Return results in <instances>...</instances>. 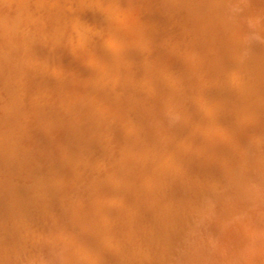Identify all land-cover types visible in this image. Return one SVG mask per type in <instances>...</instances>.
Listing matches in <instances>:
<instances>
[{
    "label": "rangeland",
    "instance_id": "rangeland-1",
    "mask_svg": "<svg viewBox=\"0 0 264 264\" xmlns=\"http://www.w3.org/2000/svg\"><path fill=\"white\" fill-rule=\"evenodd\" d=\"M13 1L12 8L1 12L6 23H11L9 27H19L20 34L15 37L18 47L0 45V264H194L198 259L195 264H264V81H260L264 80L261 78L264 76V0H171V3L167 0L168 5L165 0H140L141 3L139 0ZM38 1H44L41 2L44 7L41 8ZM30 3L38 4L37 10ZM18 4L30 14L28 20L16 18ZM129 15L134 16V21L131 19L134 25ZM53 28L58 34H54ZM218 38L223 39L220 43L225 42L222 46L214 42ZM226 38L234 41H226ZM234 45L241 48L237 47L236 51ZM227 52L231 63L226 60L230 57ZM250 55L259 58L257 62L255 59L256 63L251 61L253 58L247 60L246 56ZM3 56L8 58L5 60ZM124 58L128 60L122 61ZM4 61L6 63H1ZM7 61H12L13 66ZM169 62H174L173 66ZM226 62L230 63L229 67ZM232 62H236L235 65ZM218 67L220 72H217ZM172 68H176L177 73ZM168 69L173 72L169 73ZM184 69L189 71L186 73ZM138 70L144 71L138 73ZM233 70L236 75L231 73ZM101 71L102 76L98 74ZM93 72H98V76L91 75ZM224 72L229 74L225 76ZM165 73L169 76L165 77ZM173 73L178 77L170 75ZM195 73L207 77L203 79ZM208 76L217 77L211 79L214 84ZM227 76L233 78L226 80ZM143 77L156 86L161 81L160 89L157 87L160 91L153 84L157 91H153L151 85L150 92L142 88L148 83L146 80L142 83ZM170 77H175L174 81L178 79L172 86L179 84L178 89H167L166 86L172 85V80L168 83ZM140 83L142 86L137 85ZM185 85L195 101L192 102L194 99ZM130 86L135 90L142 88L143 92L138 90L140 95L133 89L132 93ZM134 92L139 93L140 98ZM130 93L134 97L130 98ZM167 94L173 95L169 98ZM185 94L190 97L185 98ZM144 97L154 104L146 106ZM182 97L188 99L187 103L179 101ZM217 97L223 98L218 100ZM106 100L109 101L105 103ZM212 100L219 104H210ZM131 104L129 111L127 107ZM170 104L180 106V113L175 115L178 109L174 106L171 109ZM168 105L171 111L166 108ZM239 105L244 106L243 110ZM164 107L167 114L161 112ZM253 107L256 108L251 110ZM141 113L147 120L144 116L138 117ZM169 113L174 114L173 117ZM126 114L131 120L135 119L130 121ZM136 118L139 122L143 120L144 125L147 123L148 128L139 123L142 130L139 132ZM131 129L135 137L132 132L128 135ZM176 161H179L177 165ZM157 172L165 178L160 179L162 176ZM154 181L161 185H154ZM24 206L29 210L24 211Z\"/></svg>",
    "mask_w": 264,
    "mask_h": 264
},
{
    "label": "bare ground",
    "instance_id": "bare-ground-1",
    "mask_svg": "<svg viewBox=\"0 0 264 264\" xmlns=\"http://www.w3.org/2000/svg\"><path fill=\"white\" fill-rule=\"evenodd\" d=\"M35 1H36V0H34V3H35ZM51 1H52V0H51ZM57 1H61V0H57ZM62 1H63V0H62ZM62 1H61V2H58V3H62ZM68 1H69V0H68ZM114 1H115V0H114ZM139 1H140V0H139ZM156 1H157V0H156ZM165 1H166V2H165ZM165 1H164V2L167 4V3H168L167 0H165ZM168 1L171 3V0H168ZM249 1H250V0H249ZM13 2H14L13 0H0V45H3V46L8 45V44H9L8 46H11V44H13V45L16 47V46H17V45H16L17 43H16V38H15V37H16L18 34H20V32H19V27L16 28V25L13 26V27H9L10 25H8V24H11V23H6V21H5L6 18L4 19V18L2 17V15H1V12L4 11L3 9L7 10L6 8H12V7L14 6L13 4H14L15 2H14V3H13ZM30 2H31V0H30ZM38 2L40 3V6L42 5L41 2L44 3V1H41V2L38 1ZM55 2H56V0H55ZM69 2H70V1H69ZM127 2H128V1H127ZM136 2H137V1H136ZM136 2H134V3H136ZM143 2H144V1H143ZM161 2H162V1H161ZM18 3H19V2H18ZM22 3H24V1H23ZM25 3H26V1H25ZM31 3H32V2H31ZM31 3H30V4H31ZM52 3H53V2H52ZM140 3H141V1H140ZM140 3H139V4L137 3V5L139 6ZM16 4H17V3H16ZM26 4H27V3H26ZM26 4H24V5H26ZM47 4H48V3H47ZM53 4H54V3H53ZM66 4H67V2H66L65 4H63V5H66ZM158 4H159V3H158ZM168 4H169V3H168ZM168 4H167V5H168ZM258 4H259V2H258ZM31 5L34 6V7H35V6H36V7L38 6V4H37V5H35V4H31ZM31 5H30V6H31ZM45 5H46V3H45ZM71 5H72V4H71ZM73 5H74V4H73ZM160 5H162V7H163V4H159V6H160ZM243 5H244V4H243ZM243 5H242V6H243ZM16 6H17V5H16ZM130 6H131V3H130ZM133 6H134V5H133ZM133 6H132V7H133ZM36 7H35V8H36ZM42 7H44V6H41V8H42ZM127 7H128V6H127ZM153 7H154V6H153ZM165 7H166V5H165ZM169 7H170V5H169ZM14 8H15V7H14ZM28 8H30V7H28ZM32 8H33V7H32ZM32 8H31V9H32ZM124 8H126V7H124ZM129 8H130V7H129ZM135 8H137V7L135 6ZM171 8H172V7H171ZM39 9H40V8L38 7V11H40ZM127 9H128V8H127ZM130 9H131V8H130ZM133 9H134V7H133ZM139 9H140V8H138V11H137V12H139V16H141V15H140L141 12L139 11ZM166 9H168V7L165 8V10H166ZM227 9H228V8H227ZM36 10H37V8H36ZM41 10H42V9H41ZM43 10H44V9H43ZM135 10H136V9H135ZM135 10H134V11H135ZM140 10H141V9H140ZM13 11H15V9H14ZM28 11H29V9H28ZM30 11L32 12V10H30ZM59 11H60V10H59ZM124 11H126V10L122 9V12H124ZM34 12H35V11H34ZM94 12H95V11H94ZM251 12H252V11H251ZM5 13H6V12H5ZM10 13H11V12H10ZM35 13H36V12H35ZM39 13H41V12H38V14H39ZM49 13H50V12H49ZM49 13H48V14H49ZM131 13H132V12H131ZM133 13H135L134 15H136V12H133ZM11 14H12V13H11ZM14 14H15L16 18H18V19H20V20H21V19H24L25 17H26L25 19L28 20V19H27V16H28V18H29V15H30L29 13L26 12V10L23 8V6H21V5H19V4H18L17 9H16V11H15ZM23 14H24L25 16H24ZM57 14H58V13H57ZM123 14H124V13H121V16L124 17ZM127 14H128V13H127ZM127 14L125 13V15H127ZM32 15H34V14H32ZM39 15H40V14H39ZM42 15H43V14H42ZM142 15H143V14H142ZM151 15H152V14H151ZM227 15H228V14H227ZM9 16H10V15H9ZM129 16H130V15H129ZM137 16H138V15H137ZM137 16H136V17H137ZM231 16H232V15H231ZM12 17H13V16H12ZM37 17H38V16H37ZM44 17H45V16H44ZM123 17H122V18H123ZM130 17H131V16H130ZM136 17H135V18H136ZM2 18L4 19V23H3ZM132 18H133V19H132ZM165 18H166V17H165ZM220 18H221V17H220ZM42 19H43V18H42ZM47 19H48V18H47ZM123 19L126 20L125 17H124ZM131 19L134 21V16L130 18V21H131ZM137 19H138V18H137ZM112 20H113V18H112ZM8 21H9V20H7V22H8ZM34 21H35V20H34ZM51 21H52V20H51ZM133 21H131V22H132V24L134 25V22H133ZM10 22H12V21H10ZM14 22H15V21H14ZM14 22H13V23H14ZM16 22H17V21H16ZM19 22H20V21H19ZM22 22H23V21H22ZM28 22H29V21H28ZM31 22H32V21H31ZM36 22H37V21H36ZM36 22H35V23H32V24L34 25V24H36ZM144 22H145V21H144ZM17 23H18V22H17ZM29 23H30V22H29ZM44 23L47 24V22H44ZM125 23H126V21H125ZM39 24H40V23H39ZM39 24H38V25H39ZM114 24H116V23H114ZM114 24L112 23V25H114ZM119 24L121 25V24H123V22L120 23V21H119ZM130 24H131V23H130ZM17 25H18V24H17ZM25 25H26V24H25ZM42 25H43V24H42ZM126 25H127V24H126ZM22 26H23V25H22ZM22 26H21V27H22ZM131 26H132V25H131ZM137 26H138V25H137ZM140 26H141V25H140ZM21 27H20V28H21ZM36 27H37V26H36ZM44 27H45V26H44ZM118 27H119V26H118ZM120 27H121V26H120ZM135 27H136V26H135ZM25 28H27V27L25 26ZM42 28H43V26H42ZM112 28H113V27H112ZM115 28H116V27H115ZM137 28H138V27H137ZM144 28H145V27H144ZM146 28H147V27H146ZM44 29H45V28H44ZM46 29H47V28H46ZM46 29H45V30H46ZM119 29H120V28H119ZM119 29H118V30H119ZM140 29H141V27H140ZM31 30H33V29L31 28ZM31 30H29V32H30ZM34 30H35V28H34ZM36 30H37V29H36ZM36 30H35V31H36ZM38 30H39V29H38ZM53 30H55V29L53 28ZM111 30H112V29H111ZM143 30L146 31L145 29H143ZM143 30H142V31H143ZM225 30H226V29H225ZM42 31H43V29H42ZM50 31H51V30H50ZM210 31H211V30H210ZM55 32H56V30H55ZM55 32H54V34H58L57 32H56V33H55ZM113 32H114V30H113ZM122 32H123V31H122ZM25 33H26V31H25ZM27 33H28V31H27ZM31 33H32V32H31ZM43 33H44V31H43ZM117 33H119V32H117ZM215 33H216V32H215ZM215 33H214V35H215ZM119 34L121 35V32H120ZM119 34H118V35H119ZM136 34H137V33H136ZM111 35H112V34H111ZM114 35H115V34H114ZM139 35H140V34H139ZM211 35H213V34H211ZM214 35H213V36H214ZM31 36H32V35H31ZM112 36H113V35H112ZM213 36H211L212 39L215 38V37L213 38ZM49 37H50V36H49ZM56 37H57V36H56ZM120 37H121V36H120ZM128 37H129V36H128ZM232 37H234V36H232ZM21 38H22V37H21ZM23 38H24V36H23ZM29 38H30V37H29ZM50 38H51V37H50ZM57 38H58V37H57ZM107 38H109V37L107 36ZM122 38H123V37H122ZM131 38H133V37L131 36ZM220 38H221V37H220ZM222 38H223V37H222ZM224 38H225V37H224ZM228 38H230V37H228ZM255 38H256L255 36L252 37V38H251V39H253L252 41H254ZM123 39H124V38H123ZM129 39H130V37H129ZM129 39H128V40H129ZM133 39H134V38H133ZM137 39H139V38H137ZM140 39H143V38H140ZM148 39H149V38H148ZM206 39H207V38H206ZM235 39H236V37H235ZM249 39H250V37H249ZM25 40H27V39H25ZM25 40H24V41H25ZM53 40H54V41H53ZM107 40H108V39H107ZM110 40H111V39H110ZM126 40H127V39H126ZM218 40H220V39L218 38V39L214 40V42H215V43H220L221 40L223 41V39H221L219 42H216V41H218ZM224 40H225V39H224ZM228 40H229V39L226 38V41H228ZM232 40H233V38L230 39L229 41H230V42H233L234 40H233V41H232ZM27 41H28V40H27ZM52 41L55 42V38H53ZM121 41H122V40H121ZM121 41H120V42H121ZM247 41H248V38H247ZM249 41H250V40H249ZM110 42H112V41H110ZM110 42H109V43H110ZM241 42H242V41H241ZM20 43H21V41H20ZM23 43H24V42H22V44H23ZM26 43H27V42H26ZM121 43H122V42H121ZM224 43H225V42H222V43H220V45L222 46V44H224ZM237 43H238V41L235 42V44H237ZM250 43H253V42H250ZM116 44H117V43H116ZM228 44L231 45L230 43H228ZM228 44H227V45H228ZM244 44H245V43H244ZM247 44H248V42H247ZM120 45H121V44H120ZM215 45H216V44H215ZM220 45H219V46H220ZM237 45H238V44H237ZM256 45H257V44H256ZM256 45H253V46H256ZM18 46H19V45H18ZM18 46H17V47H18ZM121 46H123V45H121ZM128 46H129V45H128ZM128 46H127V47H128ZM219 46H218V48H219ZM224 46H226V45H224ZM224 46H223V48H224ZM232 46H233V45H232ZM234 46H236V45H234ZM242 46H243V45H242ZM245 46H246V44H245ZM248 46H251V45H248ZM248 46H247V47H248ZM253 46H251V48H252ZM0 47H1V46H0ZM25 47H26V45H25ZM40 47H41V46H40ZM53 47H55V46H53ZM212 47L214 48L213 45H212ZM215 47L217 48V45H216ZM237 47H239L238 49L241 48V46H236V48H235L236 51H237ZM256 47H257V46H256ZM256 47H255V48H256ZM259 47H260V46H259ZM6 48H7V47H4V49H6ZM20 48H21V47H20ZM55 48H56V47H55ZM209 48H211V46H210ZM220 48H222V47H220ZM227 48H228V47H227ZM243 48H244V46H243ZM2 49H3V48H2ZM15 49H17V48H15ZM18 49H19V48H18ZM119 49H120V47H119ZM122 49H123V48H122ZM124 49H125V48H124ZM211 49H212V48H211ZM230 49H231V47H230ZM230 49H227V50H226V48H225L224 50H225V51H229ZM247 49L249 50V48H247ZM8 50H9V48H8ZM20 50H21V49H20ZM25 50H26V49H25ZM117 50H118V49H117ZM120 50H121V49H120ZM218 50H221V49H218ZM233 50H234V49H232V51H233ZM245 50H246V48H245ZM261 50H262V49H260V51H261ZM211 51H213V49H212ZM211 51H210V54H211ZM230 51H231V50H230ZM232 51H231V52H232ZM262 51H263V50H262ZM2 52H3V51H2ZM14 52H15V50H14ZM14 52H12V53H14ZM112 52L114 53V51H112ZM117 52H119V51H117ZM233 52H234V51H233ZM250 52H252V51H250ZM258 52H259V51H258ZM263 52H264V51H263ZM263 52H260V53L263 55ZM19 53H20V52H19ZM120 53H121V51H120ZM208 53H209V52H208ZM227 53H229V52H227ZM227 53H226V54L221 53V54L225 56V55H228ZM16 54H17V50H16ZM114 54H115V53H114ZM121 54H122V53H121ZM206 54H207V53H206ZM14 55H15V53H14ZM112 55H113V54H112ZM131 55H132V54H131ZM207 55H209V54H207ZM214 55H215V54H214ZM232 55H233L232 58H235V57H234V54H232ZM238 55H241V54H238ZM246 55H248V54L246 53ZM251 55H252V53H251ZM251 55L249 56L250 58H249L248 56H246V58H248V59H247L248 61H249L250 59L253 58V56L251 57ZM257 55H259V54H257ZM6 56H7V55H6ZM6 56H3V58L5 59ZM74 56H75V55H74ZM93 56H94V55H93ZM107 56H108V55H107ZM121 56H122V55H121ZM134 56H135V55H134ZM217 56H218V55H217ZM217 56L215 55L216 58H218ZM229 56H230V53H229ZM235 56L237 57V55H235ZM9 57H10V56H9ZM113 57H114V56H113ZM127 57H128V56H127ZM165 57H166V56H165ZM202 57H203V55H202ZM205 57H206V56H205ZM215 57H213V58H215ZM242 57H243V56H242ZM244 57H245V54H244ZM7 58H8V57H7ZM7 58H6V59H7ZM107 58H108V57H107ZM111 58H112V57H111ZM117 58H118V57H117ZM121 58H122V57H121ZM130 58H131V57H130ZM166 58H167V57H166ZM169 58H170V57H169ZM196 58H197V57H196ZM220 58H221V57L219 56V59H217V60L220 61ZM223 58H224V57L222 56V59H223ZM230 58H231V56L229 57V59H226V58H225V59H226L227 61L230 62V60H231ZM237 58H238V57H237ZM1 59H2V58H1ZM4 59H2V61H3ZM6 59H5V60H6ZM105 59H106V58H105ZM170 59H171V58H170ZM194 59H195V58H194ZM238 59H239V58H238ZM240 59H241V56H240ZM255 59H256V58H255V56H254V58H253L251 61L254 60L253 62L256 63L257 60H258L259 58L256 59V62H255ZM262 59H264V55L262 56ZM262 59H261V61H263ZM103 60H104V59H103ZM110 60H111V59H110ZM117 60H118V59H117ZM123 60H124V61H125V60L127 61L128 59L124 58V59H122V61H123ZM131 60H132V58H131ZM160 60H161V61H160ZM160 60H159V61L162 62V58H161ZM226 60H225V61H226ZM242 60H243V59H242ZM242 60H240V63H241ZM0 61H1V60H0ZM105 61H107V60H105ZM108 61H109V59H108ZM129 61H130V60H129ZM129 61H128V62H129ZM170 61H172V59H171ZM183 61H184V60H183ZM185 61H187V59H186ZM194 61H195V60H193V62H194ZM201 61H202V60H201ZM225 61H223V63H224ZM231 61H232V60H231ZM235 61H236V59H235ZM259 61H260V60H259ZM7 62H10V61H7ZM11 62H12V61H11ZM11 62H10V64H9V66L12 65ZM144 62H145V61H144ZM144 62H143V63H144ZM198 62H200V59H199ZM238 62H239V61H238ZM243 62H244V64L247 63L246 60H245V61L243 60ZM245 62H246V63H245ZM263 62H264V61H263ZM1 63H6V62L4 61V62H1ZM12 63H13V62H12ZM147 63H148V62H147ZM167 63H168V62H165L166 65H167ZM169 63H170V62H169ZM172 63H174V62H171V63H170V64L173 66ZM182 63H183V62H182ZM182 63H181V64H182ZM185 63H186V62H185ZM185 63H184V64H185ZM188 63H190V62H188ZM194 63H195V62H194ZM196 63H197V60H196ZM204 63H205V62L203 61V64H204ZM230 63H231V62H230ZM230 63H229V64H230ZM233 63H234V62H232V64H233ZM235 63H236V62H235ZM235 63H234V65H235ZM254 63H253V65H254ZM258 63H259V62H258ZM151 64H153V63H151ZM181 64H180V67L182 68V65H183V64H182V65H181ZM186 64H187V63H186ZM186 64H185V65H186ZM190 64H192V63H190ZM200 64H202V63H200ZM226 64H228V63L226 62ZM229 64H228V67H229ZM5 65L7 66V64H5ZM91 65H92V64H91ZM171 65H168V67H170ZM236 65H237V64H236ZM246 65H247V64H246ZM255 65H257V64H255ZM260 65H261V64H260ZM0 66H1V65H0ZM2 66H3V65H2ZM12 66H13V65H12ZM73 66H74V65H73ZM109 66H110V65H109ZM174 66H175V65H174ZM183 66H184V65H183ZM204 66H205V65H204ZM206 66H207V65H206ZM206 66H205V67H206ZM214 66H216V65H214ZM230 66H231V65H230ZM247 66L249 67V65H247ZM263 66H264V65H263ZM110 67H111V66H110ZM112 67H113V64H112ZM112 67H111V70L113 69ZM177 67H178V66H177ZM177 67H176V68H177ZM194 67H195V66H194ZM197 67H198V64H197ZM200 67H201V66H200ZM207 67H208V66H207ZM211 67H212V66H211ZM232 67H233V65H232ZM236 67H237V66H236ZM236 67H235V69H236ZM238 67H239V66H238ZM238 67H237V69H238ZM244 67H245V65H244ZM259 67H261V66H259ZM1 68H2V67H1ZM5 68H6V67H5ZM170 68H171V67H170ZM170 68H169V69H170ZM176 68H175V70L177 71ZM178 68H179V67H178ZM181 68H180V69H181ZM213 68H214V67H213ZM215 68H216V67H215ZM218 68H220V67H218ZM218 68H217V69H218ZM230 68H231V67H230ZM230 68H229V69H230ZM239 68H240V67H239ZM246 68H247V67H246ZM249 68H250V67H249ZM255 68H256V67H255ZM92 69H93V68H92ZM115 69H116V68H115ZM138 69H139V68H138ZM140 69H141V68H140ZM142 69H143V68H142ZM151 69H153V68H151ZM169 69H168V70H169ZM209 69H210V67H209ZM211 69H212V68H211ZM222 69H224V68H222ZM225 69H226V68H225ZM229 69H228V70H229ZM232 69H233V68H232ZM242 69H243V68H242ZM261 69H262V68H261ZM100 70H101V68H100ZM133 70H134V68H133ZM147 70H148V68H147ZM168 70H167V71H168ZM172 70H174V68H172ZM172 70H169V73H170V72H173ZM175 70H174V71H175ZM184 70L186 71V73H187V71H189L188 69H187V70L184 69ZM193 70H195V69H193ZM252 70H253V69H252ZM252 70H251V71H252ZM259 70H260V68H259V69L257 68V71H259ZM102 71H103V69H102ZM102 71H101V73H98V72H97V73H98L100 76H102V75H103V74H102ZM130 71H131V70H130ZM142 71H144V70H142ZM142 71H139V70H138V73H139V72H142ZM176 71H175V72H176ZM178 71H179V70H178ZM180 71H181L182 73L184 72V71H182V69H181ZM180 71H179V72H180ZM203 71H205V70L203 69ZM203 71H202V72H203ZM208 71H209V70H208ZM220 71H221V68H220L219 71H217V72H220ZM226 71H227V70H226ZM231 71H232V70H231ZM234 71H236V70H233V72H231V73H234ZM246 71H248V70L246 69ZM0 72L2 73V70H1ZM107 72H108V70H107ZM125 72L130 73L129 71H125ZM125 72H124V74H126ZM131 72H132V71H131ZM149 72H150V71H149ZM179 72H178V74H179ZM196 72H198V71H196ZM205 72H207V71H205ZM217 72H216V73H217ZM241 72H245V71H241ZM3 73H4V72H3ZM88 73H89V72H88ZM90 73H91V71H90ZM97 73H94V72H93L91 75H95L94 77H96V76H98ZM103 73L105 74V72H103ZM114 73H115V71H114ZM114 73H113V74H114ZM121 73H122V72H121ZM128 73H127V74H128ZM176 73H177V72H176ZM182 73H180V74H182ZM209 73H210V72H209ZM209 73H208V74H209ZM211 73H212V72H211ZM213 73H214V75H215V70H214ZM54 74H55V73H54ZM111 74H112V73H111ZM116 74H117V72H116ZM127 74H126V76H128ZM132 74L134 75V73H132ZM135 74H136V73H135ZM144 74H145V73H144ZM173 74H174V75H172V74H170V75H171V76H175V77L177 76V75H175V73H173ZM184 74H185V73H184ZM188 74H189V72H188ZM195 74H198V73H195ZM199 74H200V73H199ZM199 74H198V75H199ZM224 74H225V72H224ZM228 74H229V73H228ZM228 74L226 73L225 76L228 75ZM234 74H235V73H234ZM238 74H241V73L238 72ZM242 74H245V73H242ZM242 74H241V75H242ZM248 74H250V73H248ZM263 74H264V71H263ZM89 75H90V74H89ZM121 75H122V74H121ZM129 75H130V74H129ZM139 75H140V74H138L137 76H139ZM148 75H149V74H148ZM151 75H152V74H151V72H150V75H149V76H151ZM165 75H166V76H169V74H167V73H165L164 76H165ZM190 75H191V77H190V79H191V78H192V74L190 73ZM190 75H189V76H190ZM200 75H201V74H200ZM203 75H204V74H203ZM205 75H206V74H205ZM205 75H204V76L201 75V76H199V77H200V78L203 77V79H204ZM212 75H213V74H212ZM230 75H232V74H230ZM235 75H236V74H235ZM253 75H254V74H253ZM255 75H256V74H255ZM255 75H254V76H255ZM0 76H1V75H0ZM104 76H106V74H105ZM108 76H110V74H109ZM113 76H114V75H113ZM122 76H124V75H122ZM122 76H121V77H122ZM134 76H136V75H134ZM142 76H143V73H142ZM153 76H154V75H153ZM153 76H152V77H153ZM166 76H165V77H166ZM179 76H180V75H179ZM181 76L186 77L185 75H181ZM218 76H219V75H218ZM223 76H224V75H223ZM254 76H251V77H254ZM111 77H112V76H111ZM114 77H115V76H114ZM119 77H120V76H119ZM130 77H131V76H130ZM152 77H150V78H152ZM154 77H156V75H155ZM175 77H172V78H175ZM177 77H178V76H177ZM184 77H183V79H184ZM195 77H196V76H195ZM195 77H194V78H195ZM206 77H207V76H206ZM206 77H205V78H206ZM219 77H220V76H219ZM237 77H238V76H237ZM255 77H256V76H255ZM112 78H113V77H112ZM123 78H124V77H123ZM123 78H122V79H123ZM126 78H127V77H126ZM132 78H133V77H132ZM143 78H144V77H143ZM145 78H149V77L146 76ZM145 78H144L143 80L141 79V81H142L143 84H144V81L146 80ZM157 78H158V77H157ZM157 78H156V79H157ZM160 78H162V77H160ZM172 78H171V77H170V78H167L168 80L170 79V81H168V83H169V84L172 83V85H171L170 88H168V86H166L167 89H169V90L172 88L173 83H175V81L177 82V80H178V79H175V81H174V79H172ZM197 78H198V77H197ZM197 78H196V79H197ZM200 78H199V79H200ZM208 78L210 79L209 76H208ZM213 78L216 79L217 77H214V76L211 77L212 80H213ZM221 78H222V77H221ZM225 78H227L226 80H229V78H231V76H230V77L227 76V77H225ZM232 78H233V77H232ZM232 78H231V79H232ZM234 78H235V77H234ZM241 78H242V77H241ZM241 78H240V79H241ZM259 78H260V77H259ZM261 78H264V76L261 77ZM105 79H106V78H105ZM113 79H115V78H113ZM113 79H112V80H113ZM130 79H131V78H130ZM133 79H135V78H133ZM136 79H137V78H136ZM188 79H189V78H188ZM199 79H198V81H199ZM211 79H210V80H211ZM231 79H230V80H231ZM248 79H250V77H248ZM255 79H256V78H255ZM255 79H254V80H255ZM257 79H258V78H257ZM94 80H95V79H94ZM119 80H120V79H119ZM148 80H149V79H148ZM148 80H146V81H148ZM171 80H172V82H171ZM181 80H182V79H181ZM191 80H192V79H191ZM207 80H208V79H207ZM212 80H211V82H212ZM87 81H88V79H87ZM162 81H163V80H162ZM165 81H166V80H164V82H165ZM173 81H174V82H173ZM186 81L188 82V80H186ZM195 81H196V80H195ZM200 81H201V80H200ZM203 81H204V80H203ZM237 81H238V80H237ZM245 81H246V80H245ZM247 81H248V80H247ZM260 81H264V80H260ZM115 82H116V81H115ZM124 82H125V81H124ZM150 82H151V81H150ZM150 82L148 81L147 86H142L141 83H140V84H137V85H138V86L141 85L142 88L145 87L144 89H147V90L149 91V88H148V87H150L149 85H151V87H153V88H154V86H156V85H155L156 83L153 84V81H152V84L154 85V86H153L152 84H149ZM170 82H171V83H170ZM178 82H179V81H178ZM182 82L185 83L184 80H182ZM238 82H239V81H238ZM241 82H242V80H241ZM251 82L253 83V81H251ZM251 82L249 81V83H251ZM120 83H122V82H120ZM129 83H131V82L129 81ZM129 83H127V84H129ZM132 83H133V82H132ZM136 83H137V82H136ZM136 83H135V84H136ZM138 83H139V82H138ZM161 83H162V82L160 81V84H161ZM179 83H180V82H179ZM190 83H191V82H190ZM197 83H198V82H197ZM201 83H202V82H201ZM208 83H209V82H208ZM212 83H213V82H212ZM212 83H210V84H212ZM234 83H235V82H234ZM239 83H240V82H239ZM242 83H243V82H242ZM247 83H248V82H247ZM247 83H246V84H247ZM252 83H251V85H252ZM260 83H261V82H260ZM260 83H258L259 86H260ZM115 84H116V83H115ZM122 84H123V83H122ZM133 84H134V83H133ZM133 84H130V85H131V86H135V85H133ZM145 84H146V82H145ZM157 84H158V83H157ZM160 84H159V85H160ZM164 84H165V83H164ZM180 84H181V83H180ZM185 84H186V83H185ZM191 84H192V83H191ZM193 84H194V83H193ZM203 84H204V83H203ZM206 84H207V83H206ZM213 84H214V83H213ZM236 84H237V83H236ZM243 84H244V83H243ZM253 84H255V83H253ZM125 85H126V83H125ZM159 85H158V86H159ZM178 85H179V84H177V86L175 85V88L178 89V87H179ZM181 85H182V84H181ZM222 85H223V83H222ZM225 85H226V83H225ZM238 85H239V84H238ZM241 85H242V84H241ZM244 85H245V84H244ZM244 85H243L242 87H244ZM123 86H124V85H123ZM131 86H130V87H131ZM138 86H136V87H137V88H140V87H141V86H140V87H138ZM158 86H156V88H157ZM160 86H161V85H160ZM160 86H159V89H160ZM169 86H170V85H169ZM185 86H186V85H185ZM215 86H216V85H214V87H215ZM227 86H228V85H227ZM246 86H248V84H247ZM253 86H254V85H253ZM255 86H256V85H255ZM259 86H258V88H261V87H259ZM261 86H263V84H261ZM89 87H90V86H89ZM136 87H135V88H136ZM151 87H150V90H152ZM163 87L165 88V86H162L161 89H162ZM173 87H174V86H173ZM197 87H198V85H196V88H197ZM199 87H200V86H199ZM211 87H212V86H211ZM221 87H222V86H221ZM223 87H224V86H223ZM131 88H132V89H131ZM131 88H130V89L132 90V93H133V89H134V88H133V87H131ZM142 88H141V89H136V90L134 89V90L137 91V92H139V91L141 90V92H143V91H142V90H143ZM156 88H154L153 91H157V90L160 91L158 88H157V90H156ZM164 88H163V90H164ZM175 88H172V89H175ZM187 88H188V86H186L185 89H187ZM212 88H213V87H212ZM225 88H226V87H225ZM239 88H240V87H239ZM247 88H248V87H247ZM249 88H252V89H253V87H249ZM249 88H248V89H249ZM256 88H257V87H256ZM262 88H263V87H262ZM84 89H85V88H84ZM180 89H181V88H180ZM189 89H190V88H189ZM227 89H228V88H227ZM227 89H226V90H227ZM236 89H237V87H236ZM243 89L245 90L246 88H243ZM252 89H250V90H252ZM263 89H264V88H263ZM106 90H107V89H106ZM138 90H139V91H138ZM181 90H182V89H181ZM187 90H188V89H187ZM198 90H200V89H198ZM209 90H210V89H209ZM246 90H247V89H246ZM250 90H249V91H250ZM66 91H67V90H66ZM129 91H130V90H129ZM153 91H152V94H153ZM176 91H178V90H176ZM176 91H175V93H176ZM188 91H189V90H188ZM188 91H187V92H188ZM215 91H216V90H215ZM232 91H233V90H232ZM249 91H248V92H249ZM254 91H255V90H254ZM259 91H262V90H259ZM68 92H69V91H68ZM130 92H131V91H130ZM141 92H139L140 95H141ZM149 92H150V91H149ZM163 92H164V91H163ZM166 92L168 93V92H170V91H166ZM166 92H165V93H166ZM194 92H195V91H194ZM197 92H198V91H197ZM199 92H200V91H199ZM222 92H223V91H222ZM222 92H221V93H222ZM240 92H241V90H240ZM240 92H239V93H240ZM256 92H258V90H257ZM115 93L118 94L119 91H116ZM115 93H114V94H115ZM122 93H123V92H122ZM126 93H127V92H126ZM126 93H124L123 95H125V96H129V94L126 95ZM132 93H130V94L132 95L130 98L134 97ZM139 93H137V94L139 95ZM154 93H155V92H154ZM156 93H157V92H156ZM159 93H161V92H159ZM165 93H164V94H165ZM179 93L184 94L183 92H179ZM189 93H190V91H189ZM212 93H214V92H212ZM227 93H228V90H227ZM227 93H225L224 96H226ZM243 93H244V92H243ZM260 93H261V92H259V94H260ZM65 94H66V93H65ZM83 94H84V92H83ZM109 94H110V93H109ZM137 94H135V92H134V95H137ZM150 94H151V93H150ZM161 94H162V93H161ZM182 94H180V95H182ZM190 94H191L192 99H194V97L192 96L193 94H192V93H190ZM190 94H188V95H189L188 97H190ZM203 94H204V93H203ZM203 94H202V95H203ZM230 94H231V92H230ZM237 94H238V92H237ZM262 94H263V93H262ZM118 95H119V94H118ZM138 95H137V97H138ZM140 95H139V96H140ZM156 95H157V94H156ZM158 95H159V94H158ZM158 95H157V96H158ZM162 95H163V94H162ZM167 95H168V94H167ZM170 95L172 96L173 94H170ZM170 95H168L167 97H169ZM174 95L176 96V94H174ZM185 95H186V94H185ZM194 95H195V94H194ZM205 95H206V94H205ZM228 95H229V94H228ZM234 95H236V94H234ZM242 95H243V94H242ZM244 95H245V94H244ZM250 95H251V94H250ZM250 95H249V97H250ZM263 95H264V94H263ZM142 96H145V95L143 94ZM150 96H151V95H150ZM171 96H170V97H171ZM210 96H211V94H210ZM212 96H213V95H212ZM212 96H211V97H212ZM218 96H219V95H218ZM220 96H221V95H220ZM224 96H223V97H224ZM237 96H238V95H237ZM256 96H257V94H256ZM256 96H255L254 98H256ZM148 97H149V95H148ZM152 97H153V96H152ZM154 97H155V95H154ZM154 97H153V98H154ZM158 97H159V96H158ZM161 97H162V96H161ZM161 97H160V99H163V98H161ZM165 97H166V94H165ZM165 97H164V98H165ZM170 97H169V98H170ZM180 97H181V96H180ZM183 97H185V96H183ZM183 97H182V99H179V101L183 100V101H185V103H187L188 99H187V101H186ZM188 97H187V95H186L185 98H188ZM208 97H209V96H208ZM223 97H222V98H223ZM230 97H232V96H230ZM230 97H229V98H230ZM241 97H242V96H241ZM241 97H240V98H241ZM246 97H247V96H246ZM251 97H252V96H251ZM263 97H264V96H263ZM135 98H136V96H135ZM138 98H140V97H138ZM150 98H151V97H150ZM150 98H148V99H150ZM172 98H174V97H172ZM176 98H177V99L179 98V97H178V94H177V97H176ZM196 98H197V95H196ZM205 98H206V97H205ZM209 98H210V97H209ZM213 98L215 99V97H213ZM222 98H220V99H222ZM225 98H226V97H225ZM259 98H260V97H259ZM61 99H62V98H61ZM136 99H137V98H136ZM144 99H145V97H144ZM156 99H157V98H156ZM189 99H191V98H189ZM217 99H218V97H217ZM220 99H218V100H220ZM244 99H245V97H244ZM244 99H242V100H244ZM249 99H251V98H249ZM260 99H261V98H260ZM81 100H82V99H81ZM142 100H143V97H142ZM146 100H147V99H145V102H147ZM151 100H152V98H151ZM164 100H165V99H164ZM167 100H168V99H167ZM224 100H225V99H224ZM228 100H229V99H228ZM230 100H231V99H230ZM239 100L241 101V99H239ZM255 100H256V99H255ZM258 100H259V99H258ZM72 101H73V100H72ZM108 101H109V100H108ZM108 101L106 100L105 103L108 102ZM165 101H166V100H165ZM165 101H164V103H165ZM179 101H178V102H179ZM193 101H195V99L192 100V102H193ZM203 101H204V100H203ZM208 101H209V100H208ZM231 101H232V100H231ZM233 101H234V100H233ZM245 101H246V100H245ZM259 101H260V100H259ZM125 102H127V101H125ZM125 102H124V103H125ZM135 102H136V101H135ZM139 102H141V101H139ZM142 102H143V101H142ZM148 102H149V101H148ZM148 102H147L146 106H148V105L151 106L152 104H154L153 102H152V104H151L150 102H149L150 104H148ZM167 102L170 103V101H167ZM167 102H166V103H167ZM178 102H175V103H178ZM201 102H202V101H201ZM201 102H200V103H201ZM205 102H206V101H205ZM213 102H214V101L212 100V102H211L210 104H213ZM226 102H227V101H226ZM228 102H229V101H228ZM228 102H227V103H228ZM235 102H236V101H235ZM235 102H234V103H235ZM100 103H101V102H100ZM105 103H104V104H105ZM169 103H168V104H169ZM182 103H183V102H182ZM202 103H203V102H202ZM202 103H201V104H202ZM214 103H215V102H214ZM222 103H224V102H222ZM237 103H239V102L237 101ZM243 103H244V102H243ZM247 103H248V102H247ZM256 103H257V102H256ZM258 103H259V102H258ZM258 103H257V104H258ZM263 103H264V102H263ZM136 104H139V103L136 102ZM160 104H161V103H160ZM160 104H159V105H160ZM171 104H173V102H172ZM171 104H170V105H171ZM180 104H181V103H180ZM193 104H194V103H193ZM207 104H208V103H207ZM215 104H216V103H215ZM215 104H214V106H215ZM217 104H219V102H218ZM217 104H216V105H217ZM231 104H232V102H231ZM249 104H250V101H249ZM259 104H261V103H259ZM126 105H128V104H126ZM163 105H167V104H163ZM170 105H168V107H166V106H165V107H166L167 109H169V106H170ZM202 105H205V104H202ZM222 105H223V104H222ZM225 105H226V103H225ZM227 105H229V104H227ZM235 105H237V104H235ZM241 105H243V104H241ZM241 105H239V106H241ZM261 105H262V104H261ZM261 105H260V106H261ZM118 106H120V105H118ZM124 106H125V104H124ZM155 106L158 107L157 105H155ZM160 106H161V105H160ZM173 106H174V109H175V108L178 109V110L176 109L177 112H175L176 110H175V111L172 110L173 112L176 113L175 115H177L178 111H179V113H180V109H179L180 106H177V107H176L175 105H171V107H172L171 109H173ZM185 106H186V104H185ZM191 106H192V105H191ZM209 106H213V105H209ZM220 106H221V105H220ZM230 106H231V105H230ZM232 106H233V104H232ZM237 106H238V105H237ZM245 106H246V103H245ZM254 106H255V104H254ZM257 106H259V105H257ZM130 107H132V104H131V106L129 105V106L127 107V109H129V111H131V110H130ZM165 107L163 108V111H161V112L166 113V112L168 111ZM192 107H193V106H192ZM202 107H204V106H202ZM205 107H206V106H205ZM218 107H219V105H218ZM243 107H244V106H241V109H242V110H243ZM250 107H252V106L250 105ZM250 107H249V108H250ZM119 108H120V107H119ZM123 108H124V107H123ZM123 108H122V109H123ZM134 108H135L136 110H138V107H137V108L134 107ZM140 108H141V107H140ZM146 108H147V107H146ZM153 108H154V107H153ZM153 108H152V109H153ZM159 108H162V107H159ZM185 108H186V107H185ZM194 108L196 109V107H194ZM206 108H207V107H206ZM210 108H211V107H210ZM220 108H221V107H220ZM224 108H225V107H224ZM234 108H237V107H234ZM249 108H246L245 110H247V109H249ZM255 108H256V107H255ZM255 108L253 107V108H251V110H252V109L254 110ZM91 109H92V108H91ZM91 109H90V110H91ZM141 109H142V108H141ZM143 109H145V108H143ZM147 109H148V108H147ZM204 109H205V108H204ZM222 109H223V108H222ZM227 109H228V108H227ZM232 109H233V108H232ZM232 109H231V110H232ZM258 109H259V107H258ZM260 109H261V108H260ZM92 110H93V109H92ZM92 110H91V112H93ZM94 110H95V109H94ZM119 110H120V109H119ZM136 110H133V111L136 112ZM159 110H160V109H159ZM164 110H167V111L165 112ZM218 110H219V109H218ZM224 110H225V109H224ZM228 110H229V109H228ZM239 110H240V109H239ZM239 110H237V111H239ZM245 110H244V112H246ZM251 110H249V111H251ZM101 111H102V110H101ZM121 111H122V110H121ZM150 111H152V110H150ZM150 111H149V112H150ZM169 111H171V110L169 109ZM186 111L188 112V110H186ZM189 111H190V108H189ZM196 111H197V110H196ZM204 111H206V109H205ZM207 111H208V108H207ZM234 111H235V110H234ZM247 111H248V110H247ZM94 112H95V111H94ZM94 112H93V113H94ZM137 112H139V111H137ZM154 112H155V111H154ZM158 112H159V111H158ZM212 112H213V111H212ZM214 112H215V111H214ZM221 112L224 113L223 111H221ZM221 112H219V113H221ZM231 112H232V111H231ZM231 112H230V114H232ZM240 112H241V111H240ZM240 112H237V113H240ZM255 112H256V110H255ZM263 112H264V111H263ZM88 113H89V112H88ZM99 113H100V112H99ZM127 113H128V112H127ZM164 113H163V114H164ZM188 113H193V112H188ZM210 113H211V112H210ZM248 113H249V112H248ZM250 113H252V112H250ZM250 113H249V114H250ZM150 114H152V113H150ZM150 114H149V115H150ZM154 114H155V113H154ZM161 114H162V113H161ZM163 114H162V115H163ZM166 114H167V113H166ZM169 114H171V113H169ZM184 114H185V113H184ZM212 114H213V113H212ZM228 114H229V113H228ZM245 114H246V113H245ZM85 115H86V114H85ZM90 115H91V114H90ZM94 115H95V114H94ZM99 115H100V114H99ZM141 115H142V113H141L140 116H138V117H143V116H144L143 118H145V116H146V115H144V113H143L142 116H141ZM147 115H148V114H147ZM155 115H156V114H155ZM155 115H153V116H155ZM162 115H161V116H162ZM171 115H172V114H171ZM173 115H174V114H173ZM173 115H172V117H173ZM187 115H188V114H187ZM187 115L185 114V116H187ZM214 115H215V114H214ZM218 115H219V114H218ZM218 115H217V116H218ZM246 115H247V114H246ZM246 115H245V116H246ZM250 115H251V114H250ZM252 115H253V114H252ZM252 115H251V116H252ZM86 116H88V114H87ZM95 116H96V115H95ZM123 116H125V115H123ZM126 116H127V117H126L127 119H128V117L130 118V116H128L127 114H126ZM131 116H132V115H131ZM165 116H166V119H167V118L169 119V117H167V115H165ZM165 116H164V117H165ZM190 116L192 117V116H194V115L192 114V115H190ZM190 116H189V117H190ZM206 116H209V115H206ZM226 116H227V115H226ZM228 116H229V115H228ZM96 117H97V116H96ZM96 117H94V118H96ZM98 117H99V116H98ZM102 117H103V116H102ZM146 117H147V116H146ZM150 117H151V115H150ZM155 117H156V119L158 118L157 116H155ZM189 117H186V118L188 119ZM212 117H213V116H212ZM220 117H221V119H223V118H222V114H221ZM243 117H244V114H243ZM99 118H100V117H99ZM99 118H97V119H99ZM143 118H142V119H143ZM147 118H148V117H147ZM193 118H194V117H193ZM197 118H198V117H197ZM205 118H206V117H205ZM205 118H204V120H205ZM225 118H226V117H225ZM248 118H250V117H248ZM91 119H92V117H91ZM133 119H135V118H133ZM133 119H132V120H133ZM136 119H137V121L139 120L138 118H136ZM145 119H146V118H145ZM199 119L202 120V118H199ZM219 119H220V118H219ZM89 120H90V119H89ZM129 120L132 121L131 118H130ZM146 120H147V119H146ZM146 120H145V121H146ZM149 120H150V119H148V121H149ZM151 120H152V117H151ZM153 120H154V117H153ZM159 120L162 121V119H160V118H159ZM190 120H192V119H190ZM247 120H248V119H247ZM105 121H106V120H105ZM134 121H136V120H134ZM137 121H136V123H137V127H138V130L140 129V130H139V132H140V131H142V130H141V128H140V126H139L138 124H139V123L141 124V123L143 122V120H140V121H142V122H139V121L137 122ZM164 121H165V118H164ZM170 121H171V120H170ZM170 121H169V122H170ZM187 121H188V123H189V120H187ZM187 121H186V122H187ZM198 121H200V120H198ZM157 122H158V121H157ZM172 122H173V121H172ZM194 122H197V121L195 120ZM194 122H193V123H194ZM221 122H222V121H221ZM242 122H243V121H242ZM145 123H146V122H145ZM197 123H199V122H197ZM203 123H204V122H203ZM210 123H211V122H210ZM213 123H214V122H213ZM146 124H147V123H146ZM146 124L144 125V124L142 123V126H143V127L145 126V128H148V127H146V126H147ZM224 124H227V123H224ZM214 125H215V124H214ZM22 126H23V125H22ZM148 126L150 127L151 125H148ZM151 128L154 129V127H151ZM158 128H159V127H158ZM133 129H134V128H133ZM142 129H143V131L146 130V129H144V128H142ZM155 129H156V128H155ZM134 130H135V129H134ZM132 131H133L132 129H131V131L129 130V131H128V135H129V133H131ZM146 131H147V130H146ZM153 131H154V130H153ZM133 132H136V133H137L136 130L133 131ZM133 132L131 133L132 135H133ZM205 132H207V131H205ZM19 133H20V132H19ZM151 133H152V132H151ZM207 133H208V132H207ZM131 134H130V135H131ZM148 134H149V133L147 132V135H148ZM209 134H210V133H209ZM132 135H131V138H133ZM134 135H135V134H134ZM134 135H133V136H134ZM145 135H146V132H145ZM152 135H153V133H152ZM152 135H151V136H152ZM206 135H207V134H206ZM18 136H19V134H18L16 137H18ZM20 137H21V136H20ZM134 137H135V136H134ZM137 137H138V136H137ZM148 138H150L149 135L147 136V139H148ZM156 138H157V137H156ZM18 140H19V139H18ZM21 140H22V139H21ZM129 140H130V139H129ZM140 140H141V138H140ZM140 140H139V141H140ZM131 141H132V139H131ZM152 141H153V140H152ZM26 142H27V141H26ZM121 142H122V140H121ZM123 143H124V141H123ZM125 143H126V142H125ZM125 143H124V144H125ZM131 143H132V142H131ZM199 143H200V142H199ZM124 144H122V145L124 146ZM128 144H129V143H128ZM255 144H256V143H255ZM76 145H77V144H76ZM125 146H126V145H125ZM129 146H130V145H129ZM129 146H128V147H129ZM237 148H238V147H237ZM123 149H125V148L123 147L122 150H123ZM89 150H90V149H89ZM111 150H112V149L110 148V153H111ZM37 151H38V150H37ZM145 152H146V151H145ZM110 153H109V154H110ZM214 153H216V152H214ZM217 153H218V151H217ZM113 154H114V153H113ZM181 154H182V153H181ZM183 154H184V152H183ZM210 154H211V153H210ZM113 156H114V155H113ZM161 156H163V155H161ZM175 156H176V155H175ZM178 156H179V155H178ZM211 156H212V155H211ZM114 157H115V156H114ZM114 157H113V159H112V158H110V159L115 160ZM119 157H120V156H119ZM121 157H122V156H121ZM176 157H177V156H176ZM187 157H188V156H187ZM189 157H190V156H189ZM107 158H108V157H107ZM181 158H182V157H181ZM190 158H193V157L191 156ZM204 158H205V157H204ZM178 159H179V157H178ZM185 159H186V158H185ZM262 159H263V158H262ZM119 160H121V159H119ZM124 160H125V159H124ZM124 160L122 159V161H124ZM128 160H130V159H128ZM128 160H126V161H128ZM175 160H176V158H175ZM179 160H180V159H179ZM191 160H192V159H191ZM193 160H194V159H193ZM201 160H203V159H201ZM19 161H20V160H19ZM80 161H81V160H80ZM181 161H184V160L182 159ZM189 161H190V160H189ZM203 161H205V160H203ZM21 162H22V161H21ZM88 162H90V161H88ZM117 162H118V159H117ZM119 162H121V161H119ZM119 162H118V163H119ZM132 162H133V160H132ZM176 162H177V161H176ZM176 162H175V163H176ZM178 162H179V161H178ZM178 162L176 163V165L178 164ZM184 162H185V161H184ZM184 162H182V163H184ZM190 162H191V161H190ZM192 162L195 163L196 161H192ZM114 163H115V162H114ZM133 163H136V162H133ZM198 163H200V162H198ZM20 164H21V163H20ZM23 164H24V163H23ZM172 164H173V163H172ZM189 164H190V163H189ZM189 164H188V165H189ZM191 164H193V163H191ZM191 164H190V165H191ZM25 165H26V164H25ZM184 165H185V163H184ZM184 165H183V166H184ZM139 166H140V164H139ZM173 166H174V164H173ZM179 166H181V165L179 164ZM185 166H187V165H185ZM18 167L21 168V166H18ZM169 167H170V166H169ZM191 167H192V166H191ZM22 168H23V167H22ZM108 168L110 169V167H108ZM167 168H168V167H167ZM182 168H183V167H182ZM193 168H194V167H193ZM184 169H185V168H184ZM187 169H188V168H187ZM194 169H196V168H194ZM163 170H164V169H163ZM163 170H162V171H163ZM169 170H170V169H169ZM169 170L165 169L164 171H169ZM182 170H183V169H182ZM164 171H163V172H164ZM172 171H174V170H172ZM172 171H171V172H172ZM176 171H177V170H176ZM176 171H175V172H176ZM189 171H190V170H189ZM102 172H104V171H102ZM102 172H101V173H102ZM106 172H109V171H106ZM106 172H105V174H104V173H102V174L106 175ZM190 172H191V171H190ZM192 172H193V171H192ZM192 172H191V173H192ZM164 173H165V172H164ZM166 173H167V172H166ZM182 173H183V172H182ZM186 173H187V172H186ZM102 174H100V175H102ZM108 174H109V173H108ZM108 174H107L106 176H108ZM156 174H160V173L157 172ZM162 174H163V173H162ZM167 174H168V173H167ZM171 174H172V173H171ZM160 175H161V174H160ZM178 175H179V173H178ZM184 175H185V174H184ZM96 176H97V175H96ZM102 176H103V175H102ZM102 176H99V178H101ZM106 176H104V178H105ZM109 176H110V175H109ZM156 176H159V175H156ZM161 176H162V175H161ZM167 176H168V175H167ZM180 176H181V175H180ZM145 177L147 178V176H145ZM153 177L155 178V176L152 175V178H153ZM159 177H160V176H159ZM163 177H164V176L160 177V179L163 178ZM181 177H182V176H181ZM92 178H93V177H92ZM102 178H103V177H102ZM107 178H108V177H107ZM157 178H158V177H157ZM157 178H156L155 180H157ZM164 178H165V177H164ZM164 178H163V179H164ZM169 178H171V177H169ZM148 179H149V178H148ZM143 180H144V179H143ZM150 180H151V179H150ZM152 180H153V179H152ZM158 180H159V179H158ZM168 180H169V179H168ZM170 180H171V179H170ZM159 181H160V180H159ZM159 181H158V182H159ZM171 181H172V180H171ZM146 182H149V181H146ZM155 182H157V181H154V185L156 184ZM160 182H161V181H160ZM160 182H159V183H160ZM164 182H165V181H164ZM169 182H170V181H169ZM92 183H93V182H92ZM171 183H172V182H171ZM130 184H131V183H130ZM132 184H133V183H132ZM152 184H153V183H152ZM84 185H85V183H84ZM98 185H99V184H98ZM113 185H114V184H113ZM142 185H144V184H142ZM145 185H147V184H145ZM148 185H149V183H148ZM156 185H161V184H156ZM14 186H15V185H14ZM150 186H151V185H150ZM150 186H149V187H150ZM190 186H191V185H190ZM11 187H12V186H11ZM11 187H10V189H11ZM90 187H91V186H89L88 188L90 189ZM131 187H132V185H131ZM8 188H9V187H8ZM14 188H16V186H15ZM155 188H156V187H155ZM155 188H154V189H155ZM158 188H159V187H158ZM260 188H261V187H260ZM110 189H111V188H110ZM123 189H124V188H123ZM152 189H153V187H152ZM156 189H157V188H156ZM0 190H1V189H0ZM25 190H26V189H25ZM84 190H86V189H84ZM159 190H161V189H159ZM159 190H157V192H158ZM8 191H9V189H8ZM10 191H11V190H10ZM22 191H23V190H22ZM79 191H80V190H79ZM86 191H87V190H86ZM87 192H88V191H87ZM159 192H160V191H159ZM159 192H158V193H159ZM10 193H11V192H10ZM90 193H91V191H90ZM150 193H151V194L153 193V191L151 192V189H150ZM154 193H156V192H154ZM160 193H161V192H160ZM87 194L89 195V193H87ZM106 194H107V193H106ZM151 194H150V195H151ZM196 194H197V193H196ZM199 194H200V193H199ZM147 195H148V193H147ZM154 196H155V195H154ZM234 199H235V198H234ZM114 203H115V202H114ZM54 206H55V205H54ZM21 207H22V206H21ZM21 207H20V208H21ZM25 207H27V206H24V207H23V210H24V211H27L28 208L25 209ZM202 207H203V206H202ZM20 208H19V209H20ZM34 208H35V207H34ZM203 208H204V207H203ZM36 209H37V208H36ZM28 210H29V209H28ZM62 210H63V209H62ZM76 212H77V211H76ZM217 213H218V212H217ZM19 214H20V213H19ZM16 215H17V214H16ZM30 215H31V214H30ZM20 217H22V215H21ZM73 218H74V217H73ZM20 219H21V218H20ZM58 219H59V218H58ZM70 219H71V218H70ZM128 219H129V218H128ZM73 220H74V219H73ZM83 220H84V219H83ZM18 221H20V220H18ZM88 224H89V223H88ZM8 225H9V224H8ZM235 227H236V226H235ZM244 227H245V226H244ZM258 227H259V226H258ZM8 228H9V227H8ZM58 228H59V227H58ZM67 228H68V227H67ZM17 229H18V228H17ZM18 231H19V230H18ZM242 231H243V230H242ZM16 233H17V232H16ZM27 233H28V232H27ZM6 236H7V235H6ZM18 236H19V235H18ZM50 236H51V235H50ZM27 237H28V236H27ZM82 237H84V236H82ZM19 238H20V237H19ZM52 238H53V237H52ZM52 238H51V239H52ZM72 238H73V237H72ZM74 238H75V237H74ZM80 238H81V237H80ZM21 239H22V241L25 240V238L23 239V237H21ZM0 240H1V239H0ZM2 240H3V239H2ZM14 240H15V239H14ZM4 241H5V240H4ZM20 241H21V240H20ZM73 241H74V240H73ZM1 242H2V241H1ZM18 242H19V241H18ZM28 242H29V241H28ZM55 243H56V242H55ZM137 243H138V242H137ZM204 243H205V242H204ZM130 244H132V242H130L129 245H130ZM11 245H12V243H11ZM21 245H22V244H21ZM21 245H20V247H21ZM121 245H122V244H121ZM23 246H24V245H23ZM49 246H50V245H49ZM126 246H128V245H126ZM33 247H34V246H33ZM6 249H7V248H6ZM23 249H24V248H23ZM36 249H37V248H36ZM95 249H96V248H95ZM20 250H21V249H20ZM31 250H32V248H31ZM37 250H38V249H37ZM63 250H64V249H63ZM65 250H66V249H65ZM129 250H130V248H129ZM131 250H132V249H131ZM137 250H138V249H137ZM201 250H202V249H201ZM1 251H2V250H1ZM24 251H25V250H24ZM38 251H39V250H38ZM198 251H199V250H198ZM15 252H16V251H15ZM27 252H28V250H27ZM2 253H3V252H2ZM54 253H55V252H54ZM56 253H57V252H56ZM63 253H64V252H63ZM123 253H124V252H123ZM141 253H142V252H141ZM17 254H18V253H17ZM46 254H47V252H46ZM14 255H15V253H14ZM54 255H55V254H54ZM133 255H134V254H133ZM135 255H136V253H135ZM197 255H198V254H197ZM197 255H196V256H197ZM65 256H66V255H65ZM131 256H132V255H131ZM145 256H146V255H145ZM59 257H60V256H59ZM67 257H68V256H67ZM85 257H86V256H85ZM120 257H121V256H120ZM127 257H129V256H127ZM133 257H134V256H133ZM138 257H140V256H138ZM200 257H201V255H200ZM91 258H92V257H91ZM197 258H198V257H197ZM197 258H196V260H197ZM4 259H5V258H4ZM4 259H3V260H4ZM121 259H122V258H121ZM201 259H202V258H201ZM206 259H207V257H206ZM97 260H98V259H97ZM152 260H153V259H152ZM191 260H192V259H191ZM194 260H195V259H194ZM196 260H195V261H196ZM198 260H200V259H198ZM198 260H197V261H198ZM211 260H212V259H211ZM4 261H5V260H4ZM122 261H123V260H122ZM126 261H127V260H126ZM132 261H133V260H132ZM143 261H145V260H143ZM197 261H196V262H197ZM27 262H29V261H27ZM114 262H115V260H114ZM140 262H141V261H140ZM196 262H195V263H196ZM3 263H4V262H3ZM45 263H46V262H45ZM124 263H125V262H124ZM128 263L130 264V262H128ZM146 263H147V262H146ZM166 263H167V261H166ZM189 263H190V262H189ZM195 263H194V264H195ZM202 263H203V262H202ZM119 264H121V263H119ZM134 264H135V263H134ZM149 264H150V263H149ZM169 264H170V263H169ZM210 264H211V263H210Z\"/></svg>",
    "mask_w": 264,
    "mask_h": 264
}]
</instances>
